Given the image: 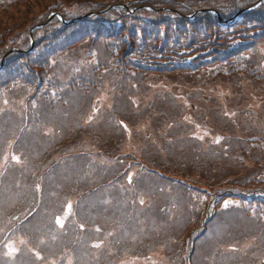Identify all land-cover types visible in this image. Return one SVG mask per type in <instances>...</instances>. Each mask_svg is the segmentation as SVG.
Masks as SVG:
<instances>
[{
	"label": "trees",
	"instance_id": "16d2710c",
	"mask_svg": "<svg viewBox=\"0 0 264 264\" xmlns=\"http://www.w3.org/2000/svg\"><path fill=\"white\" fill-rule=\"evenodd\" d=\"M18 1L0 0V9L9 6L15 8ZM128 1H131L130 6L136 8L135 12L129 13L117 8L102 11L110 4H124ZM255 2L257 0H69L68 3L48 4V8L39 14L31 8L29 9L30 5L27 4L20 17L14 19L7 15L2 18L7 20L8 24L0 26V61L2 55L11 48L26 50L29 45L30 28L45 20L53 8L58 7L65 20L88 14L81 20L70 24H65L57 17L53 18L45 26H41L35 31L36 43L32 52L14 51L8 55L5 68L0 73V93L3 92L0 95V153L1 147L11 137L15 138L18 147L23 144L29 147L35 146L36 150L31 152L28 158L31 173L36 172L35 178L43 174L44 181L45 174L46 179L50 176V185H53L57 179V169L66 158L72 160L76 157L73 155L75 150H84L88 154L87 150L92 151L90 148L97 146L98 152L92 151L89 155L95 157V162L87 161L81 165H74L79 169L80 190L89 189L90 184L95 187H104L110 184L106 186L111 190L109 192L110 205L106 210H109L110 215L115 213L113 218L115 224L114 228H111L113 232L110 235L111 240H114L112 255H106L105 252L107 263L109 262L108 258L123 253L119 242L123 235L128 238H142L145 236L146 230L150 232L161 225L165 226V233L170 232L171 227L175 224L173 221L167 220L172 208L173 197L171 196L170 203V198H165L167 204L169 203L167 211L160 212L154 205L167 191L182 190L188 197L194 192H199L197 196L202 193L210 195L207 190H211L215 185L219 187V183L229 179V176L237 179L236 175H232V173L222 178V175L230 170L238 172L243 167L249 173L245 179L236 180L238 183L228 182V184L243 188L247 182H251L249 180H256L261 171L264 172V148L255 145L263 144L261 139L264 138V127L262 132L254 133L252 131L251 126L253 125L249 123L256 121L258 113L254 110L255 105L249 103L251 98L248 97L264 94V57L259 51L261 45L259 43L261 40L264 41V1L240 15L239 21L247 18L254 21L256 25L253 31L248 30V25L238 26L236 29V26H233L230 28L231 31L227 30L228 33L223 31L220 42L215 40L219 34L218 30L222 27L218 24L216 16L209 11L215 10L222 18L229 19L239 10L253 6ZM39 6L43 7L44 5L38 4L36 7L38 10ZM191 14L192 18L189 17ZM139 18H143L145 21H139ZM187 19L188 22L185 24ZM169 20L178 23L184 31L169 28ZM80 21L83 23L81 24ZM21 22L23 23L21 24ZM123 24H125L124 28ZM161 25H164V30H161ZM137 26L141 30L137 29ZM69 27H72L71 30L66 31ZM206 28H212L211 33H204ZM234 29L239 37L229 45L227 38ZM55 30L59 31V34H54ZM242 30L244 32H241ZM131 32L136 33L134 39L131 38ZM162 32L164 33L162 34ZM126 34L131 39L132 47L129 45V40L125 41L128 39ZM196 36H200L198 40L219 44L218 48L223 51L221 54H219L220 51L212 52L214 56L211 57L216 59V57L222 56V59L217 60L221 64L217 65L216 70L213 71L214 75L208 81L213 82L218 77L219 80L226 82L224 77H230L228 78L231 83L230 98L233 97V106L236 108L234 110L237 111V116L232 120L226 115L225 107L218 102H213L215 105L204 108L208 113L206 116L208 120L212 121L216 118L226 121L222 122L224 125L221 124V133L225 128L232 130L230 136L227 135L223 138L221 135V140L216 143L208 138L198 141L190 137V128L183 121L185 107L182 100H178L171 90H164L169 84L191 83L192 86L201 85V89L194 92L197 97L206 95L204 89L207 87L204 81L191 80V82L182 83L185 79L176 78L180 74L178 71L183 72L189 69L198 71L201 67L213 64L206 62L211 61V57L201 58V65H196L198 61L193 60L191 56L184 60L182 57L175 58L178 57L177 54L173 55L174 49L184 47L183 40ZM137 46L140 50H136ZM216 48L212 47V49ZM160 49L166 53L159 52ZM199 50V54H206V50ZM40 52L43 56H40ZM156 55L159 57L165 55L166 61L162 59V64L159 67L148 64V60ZM169 55L173 56L172 59L175 58L183 62V66L180 69L175 67L173 70H169L168 63L171 60ZM23 58L26 60H22ZM223 60L225 62L222 63ZM172 64L177 65L174 61ZM84 65L87 66L86 77H83V73L75 75L74 70H78ZM103 68L112 72L106 76L105 83L102 81L105 76L97 74ZM248 68H252L254 71H250ZM245 69H248L252 74L249 73L250 76H247ZM66 70L68 77H61L60 72ZM240 70L244 73H239ZM35 73L37 76H34ZM96 75L97 78L94 81ZM10 76H13L17 81L18 78L24 81L23 87L13 89L11 94L5 92L7 88L11 89V82L13 83ZM160 83L163 86L160 90L152 88V85H155L156 88ZM67 84L73 88H81L82 92L65 89ZM89 84H91V90L90 87L87 88ZM98 86L100 87L98 91L107 90L108 93L113 91L114 94L115 90L119 88V93L124 92L121 95L122 100L114 104L111 101L108 105L101 107L95 121L89 123V132L82 131L80 133L78 131L80 129H78L73 136L68 130L55 127L54 133L48 134L47 126L42 125L38 115H42L43 112H52V116H56L61 123L67 117L65 114L69 108L63 103L61 109L56 110L55 100H59V98L71 100V96L81 100L85 96L81 101L83 107H92L91 103H93V97H96L94 95ZM153 91L156 92L153 93ZM202 91L205 93L203 96ZM135 95L138 98L137 103L130 99ZM211 97L216 101L217 98ZM201 102L206 103L207 101L198 102V107L202 110ZM241 114L246 119V125L242 120L241 123L237 122V117ZM122 121L137 127L143 123H150L154 127L153 134L159 145L152 146L154 137L144 135L143 140L139 138L142 141L143 149L138 152L136 157L138 161L131 162L130 167L136 168L137 171L132 177L131 183H129L127 175H122L120 171L123 163H118V159H112L110 154H106L109 151L102 146L100 138L95 134V129H100L103 126L117 127ZM80 125L83 126V123L81 122ZM15 127L19 128L17 133H14ZM177 127H181L179 134H183L181 135L182 139L175 144H170L168 137L175 138L177 133L174 130ZM212 128L215 129L213 126ZM61 130L62 132H60ZM211 134L215 135L216 133L212 132ZM160 136L165 143L161 141ZM119 137L124 138L123 132L119 134ZM113 143L117 144L112 152L116 157L121 153L122 143L120 140L117 142L113 140ZM190 143L193 150H190ZM171 145L174 147L173 149L170 148ZM101 158L104 159V162ZM250 158H252V163L248 165ZM226 161L229 163V168L224 170ZM243 161L245 162L243 163ZM95 166L101 171L110 169V172L104 176L96 177L98 172ZM174 171L180 173L173 177ZM51 172L54 174L51 175ZM196 173H200L201 178H195ZM87 178L95 179V181L89 182ZM81 179L83 180L81 181ZM64 182L67 186L64 192L74 189L76 181L66 182L64 180ZM259 189L264 193V178ZM31 192L33 193L28 200L26 198L17 202L15 210L2 212L8 216L10 222L19 221L25 211L26 215L30 213L28 218L32 216V211L34 212L35 209L38 211L47 209L50 214L52 213L51 202L47 204L46 198L44 202L42 200L39 202L37 194L36 197H33L37 192V189L34 191L33 186L20 187L17 200L21 194L25 196ZM2 193L3 196L7 194V192ZM212 195V202H214L218 197L217 192ZM68 197L66 195L65 199ZM263 211L260 207L257 208L255 212L259 215L257 227H254V234H251L253 237L257 236L255 251L259 252L264 249ZM228 217L230 215L223 221L227 220L226 223L231 225L233 222ZM238 218L240 221L235 219L234 225L237 230L241 228L243 234L245 227L243 224L246 221L241 215ZM158 220L162 221L161 225L157 224ZM182 222L183 218H179L176 224ZM52 228L56 233L54 239L50 240L48 236L46 241L42 240L43 243L36 244L42 253H46V256L53 254L55 249L60 246L55 240L62 241L64 245L62 249L68 247L69 244L64 237L67 232L58 228L54 220L51 222L49 230ZM243 241L248 242L245 239ZM0 245L2 246V232H0ZM89 250L95 252L91 246L74 245L72 247V251L82 257L85 263L88 261ZM221 253L225 258L231 256L230 251H221ZM2 256L3 251L0 249L1 262H3Z\"/></svg>",
	"mask_w": 264,
	"mask_h": 264
},
{
	"label": "rangeland",
	"instance_id": "374dc122",
	"mask_svg": "<svg viewBox=\"0 0 264 264\" xmlns=\"http://www.w3.org/2000/svg\"><path fill=\"white\" fill-rule=\"evenodd\" d=\"M68 1L69 0H19L17 3H16V7L15 8H13V7H11V6H9V7H7V8H5V9H0V26L2 27V26H4V25H6V24H8V21L7 20H5V19H2L3 17H7V15L8 16H11V17H13L14 19L15 18H18V17H20V14H22L24 11H25V6L27 5V4H29L30 6H29V9L31 8L34 12H38V14L39 13H41V11H43L44 9H47L48 8V6L49 5H51L52 3H63V2H65V3H68ZM38 4H40V5H44L43 7H40L39 6V10L36 8L37 7V5ZM49 4V5H48ZM59 8L58 7H55V8H53V10L54 11H57ZM144 15V14H143ZM142 15V16H143ZM22 16V15H21ZM241 17V16H240ZM240 20V19H239ZM238 20V21H239ZM139 21H145L143 18H139ZM237 21V22H238ZM188 22V19H187V21L185 22V24ZM235 23V25L234 26H236L235 27V29L238 27V26H245V25H248V30L251 32V31H253V28L255 27V23H254V21L252 20V19H250V18H247V19H244V20H242V21H239L238 23ZM23 22H21V24H22ZM167 23V22H166ZM123 26V28H124V26H125V24H123L122 25ZM141 26H143V27H146L144 24H141ZM168 26H169V28H171V29H176L177 31H184L183 30V28L178 24V23H175V22H173L172 20H169L168 21ZM210 26H212V25H210ZM71 28L72 27H69V28H67V30L66 31H70L71 30ZM96 28V27H95ZM137 29H140V27L139 26H137L136 27ZM160 28H161V30H164V25H161L160 26ZM188 28H190V26H188ZM134 30H135V28H133ZM211 29L212 28H206L205 30H204V33H211ZM230 30V27H228V28H225V29H219L218 30V33L219 34H217V37H216V42H220V39H221V35H222V33H223V31H226V33H228L227 32V30ZM235 29L232 31V32H230V36L227 38V41H228V44L229 45H231V44H233V42L237 39V37H239V35H238V33L236 32L235 33ZM141 30V29H140ZM136 31V30H135ZM231 31V30H230ZM241 32H244V30H242ZM69 33V32H68ZM140 33L142 34V32L140 31ZM164 32H162V34H163ZM13 34V33H12ZM14 34H16L15 33V31H14ZM122 35H124V33H122ZM126 36H127V38L128 39H125V41H128L129 40V45H130V47H132V45H131V39H130V37L126 34ZM131 38H133L134 39V36L136 37V33H132L131 32ZM199 37L200 36H196V37H193V38H191V39H188V38H186L185 40H183V44H184V47L183 48H177V49H174L172 52H173V55H175V54H179V56L180 57H183V59L184 60H186L187 59V57L188 56H195L196 58L195 59H197V60H200L201 58H205V57H211L212 55H213V51L215 50L216 51V53L217 52H219L221 49H218V45H216V44H214V43H211V41H209V42H205V40L203 41V40H198L199 39ZM138 39V38H137ZM242 40H244L243 38H242ZM133 44V43H132ZM234 44H236V43H234ZM259 44H261L260 46H259V51H260V53H262L263 54V57H264V41L263 40H261L260 41V43ZM194 45H198V46H194ZM194 46V47H193ZM213 46H215V47H217L216 49H212V47ZM199 49H204V50H206L205 52H206V54L204 55V54H202V53H198L200 50ZM136 50H140L139 49V47L137 46L136 47ZM199 50V51H198ZM163 52V54L164 53H166L165 51H163L162 49H160L159 50V52ZM223 51H220L219 52V54H221ZM153 54V53H152ZM185 55V56H184ZM165 56V55H164ZM164 56H161V57H159L158 55H156V56H152L153 58H151V59H149L148 60V64H151V65H153V66H155V67H159L162 63V59L163 60H165L166 61V59H165V57ZM169 56H171L170 57V59H172L173 58V56L172 55H169ZM175 57V58H180V57ZM214 56V55H213ZM222 57V56H221ZM218 58V57H216V59H214V57H211L210 58V60L211 61H206V62H211V63H213V64H211V65H208L207 67H201V69H199L198 71H193V69H189V70H187V71H178V73H180V74H178L177 75V77L176 78H180V79H185V80H183L182 81V83H185V82H191V80H197V81H204L206 84H205V86L207 87V88H205L204 90L205 91H207V89H209V92H211V93H213V94H216L215 96H217L218 97V99H216V101L212 98V97H209V99H206V95L204 96V97H198V102H200L201 100H206L207 102L206 103H200V104H202V106H203V109L204 108H207V107H210V106H212V105H215L213 102L215 101V103L216 102H218L219 104H221L222 106H223V104L224 103H228V104H230L231 106H230V109L232 110V111H234L236 114H237V111H235L234 109H236L234 106H233V97H228V93H227V91H228V87H231V83H230V79H228V78H230V77H224V80L226 81V82H224V81H222V80H219V79H217L218 77H216L215 79V81H213V82H209L208 80H210V78L214 75L213 74V71L214 70H216V68H217V65H220L221 64V62L219 63L217 60H220V59H222V58ZM174 58V59H175ZM212 59H214V60H212ZM22 60H26V58H23ZM172 60H170L169 61V63H168V66L173 62H171ZM134 62V61H133ZM202 62V61H201ZM223 62H225L224 60L222 61V63ZM135 63V62H134ZM198 64H200L201 65V63H196V65H198ZM192 65V64H191ZM162 66H164V65H162ZM250 71H254V69H252V68H248ZM248 69H245V73H246V75L247 76H250L249 75V73H251ZM239 73H241V74H243L244 73V71H242V70H240L239 71ZM252 74V73H251ZM96 78H97V75L95 76V79H94V81L96 80ZM175 78V79H176ZM102 81H104L103 83H105V80L104 79H102ZM162 83V82H161ZM190 84V85H189ZM189 84H180V86H177V87H173L172 85H168V89L167 90H171V92L174 94V96H176L177 98L180 96L183 100H186V101H182L183 102V104L184 105H186L185 106V109H187V110H189V108H190V103L192 102V104H194V102H193V100H192V96H194L195 94H189V92L190 91H199L200 89H201V85H196V86H192V84L191 83H189ZM223 84V86L224 87H226L227 88V90L226 89H224L221 85ZM95 85H97V83H95ZM153 86L154 85H152V88H153ZM160 86V85H159ZM99 86L97 87V90H95V94L98 92V90H99ZM215 90H216V92H215ZM9 94H11L12 93V91L13 90H11L10 88L8 89L7 88V90H6ZM154 92H156V91H153V93ZM3 94V92H1L0 93V95H2ZM103 94V93H102ZM101 94V95H102ZM205 93L202 91V96L204 95ZM222 95L224 96V97H222ZM260 95V94H259ZM190 96V97H189ZM253 96V95H252ZM264 94H262V95H260V96H257V97H251V96H248V97H250L251 99H250V101H249V103L250 104H254L255 106H254V110H255V112H257L258 113V115H257V119H256V121L253 123H249V124H251V125H253V126H251V128H252V131H254V133H259V132H262V130H263V127H264V114H262L263 112H264V108H263V106L262 105H264ZM98 99H100V101H98L97 103L98 104H103V102H104V100L103 99H109L108 97H106V95L105 94H103L102 95V97L101 96H98L97 97ZM231 100V101H230ZM189 105V106H188ZM204 111H205V109H204ZM241 111V110H240ZM243 114H246V113H243ZM231 115V114H230ZM228 119V118H227ZM237 119H238V121L237 122H239V123H241V120L243 121V124H245L246 125V119H245V117H243L242 116V114L241 115H239L238 117H237ZM64 120V119H63ZM220 121V120H219ZM54 122H57V120H54ZM64 123H65V126H67L70 122L68 121V120H64ZM223 125H224V123H222ZM118 127V126H117ZM117 127H106V126H103V127H101L100 129H95V134H96V136L97 137H99L100 138V143L102 144V146L103 147H107L109 144H110V142H111V137H112V135H114V133H115V130L117 129ZM127 127H129V126H126V130H127V133H128V136L130 135V132H131V130L129 129L128 130V128ZM256 127V128H255ZM255 128V129H254ZM260 129H261V131H260ZM82 131H85V132H89L88 130H86V129H81ZM81 130H78L80 133H82V131ZM180 131V128H175V130H174V132L175 133H177V132H179ZM148 132L149 133H151L152 131H150V130H148ZM231 133L232 132H222V134L221 135H224V136H227V135H231ZM73 136H75V134L74 133H71ZM131 135H132V132H131ZM181 135H183V134H178V135H176L175 136V138H171V137H168V142L170 143V144H175L176 143V141L175 140H177V141H179V140H181L182 139V137H181ZM196 135V134H195ZM71 136V135H70ZM230 138V137H229ZM229 138H227V139H229ZM160 139H161V141L162 142H164L163 140H162V137L160 136ZM215 140H218V141H220L221 140V138H217V139H215ZM261 142L263 143V144H261V145H264V138L263 139H261ZM165 143V142H164ZM127 145V144H126ZM256 145V147H258V146H260V145H257V144H255ZM152 146H155V145H153L152 144ZM114 147H117V144H115L113 147H108V150L110 151V152H113L114 150ZM171 149H173L174 147H172V145H171V147H170ZM190 150H193V146L191 145L190 146ZM189 150V151H190ZM171 152H173V151H171ZM23 155H24V153H22ZM13 155H15V154H13ZM13 155H12V157H13ZM26 156H27V154H26ZM20 158V157H19ZM73 158V157H72ZM86 159L88 160V158L86 157ZM251 160V162H252V158H250L249 159V161ZM245 161H243V163H244ZM83 163H85V159L84 158H79L78 156H76L75 158H73L72 160L71 159H69V160H66V163H62L61 164V166L57 169V177L58 178H61V180H65L66 182H68L69 180H72V181H76V182H78L79 180H80V174H79V169L78 168H76V165H74V164H77V165H81V164H83ZM200 164V163H199ZM251 163H249L248 165H250ZM95 168L97 169V172H98V174L96 175V177H99V176H104L105 174H107V173H109L110 172V169H108V170H104V171H101L100 170V168H98L97 166H95ZM243 168V167H242ZM241 168V169H242ZM239 170L238 172H235V170L234 171H229V173H230V175H231V173H232V175H236V177H237V179L235 178H231L229 181H232L233 183H238V181H236V180H242V179H245L246 177H248V175H249V173L243 168L242 170ZM55 172H56V170H55ZM179 174L180 172H178V171H174V174H173V176H177L176 174ZM233 173H235V174H233ZM52 174H54V172H51V175ZM262 174V176L261 177H264V173H261ZM195 175H197L198 177L197 178H201V174L200 173H196ZM250 177V176H249ZM255 177H258V176H255ZM69 179V180H68ZM88 179V181L89 182H94L95 181V179H92V178H87ZM83 179H81V181H82ZM249 181H251V182H247V184H245V189L243 188V187H235V186H233L232 187V189H228V190H234V191H242V193H245L246 192V190H248V189H250L251 190V192L252 191H254V190H260L259 189V186H258V184H257V182H256V180H249ZM59 183H62V182H59ZM77 184L75 183L74 184V186H76ZM10 188H12V187H10ZM99 189H101V188H99ZM99 189L98 190H96L95 192H99ZM92 193V192H91ZM225 194V193H224ZM0 195L2 196V193H0ZM49 195H54V194H49ZM99 195L100 196H104V193L103 192H99ZM261 196H263L262 194H258V195H254V198H257L256 200L257 201H263L264 200V198H260ZM62 197L64 198V196H63V194H62V196H58V197H56L55 198V201H58V199H62ZM11 198V200H14V198H15V195L13 196V197H10ZM93 201L95 202V204L97 203L98 205H102V202L101 201H99L100 200V197L98 196V197H95V194H93ZM237 199V197L236 196H230L229 198H224V205H225V201H228L230 204H237L238 203V201L236 200ZM63 201V200H62ZM256 205V204H255ZM8 206L10 207L11 206V204L10 203H8ZM257 206H261V205H257ZM104 220V223H103V226L104 227H107V226H110V225H114L115 224V220L113 219V218H110L108 221L106 220L107 218H106V216H102L101 218H98L97 219V221L99 222V224L101 223L100 221L101 220ZM14 248H16V244H11ZM159 252H160V254L158 255V257L156 258V260H155V263L156 262H160L161 260H162V258L160 257L161 255H163L162 254V250L160 251L159 250ZM133 258H131V257H129V258H125V260H123L122 262L120 261L118 264H133V263H136V260H132ZM161 263V262H160ZM139 264H151V260L150 259H148V258H146V259H143V261L142 260H139Z\"/></svg>",
	"mask_w": 264,
	"mask_h": 264
},
{
	"label": "snow or ice",
	"instance_id": "6c2138e0",
	"mask_svg": "<svg viewBox=\"0 0 264 264\" xmlns=\"http://www.w3.org/2000/svg\"><path fill=\"white\" fill-rule=\"evenodd\" d=\"M122 123V122H121ZM125 127H126V125H125ZM14 159H19L18 157H13ZM131 180H132V177H131V175H129V183H131ZM37 187H39V186H37ZM141 203H143V201H141ZM228 204H229V202L228 201H225V207H227L228 206ZM71 203H68L67 205H66V212H71ZM56 223L59 225V226H61V227H63V222H62V219L60 218V217H57L56 218ZM81 228H83V225H81ZM99 230V229H98ZM96 247H99L100 245L99 244H97V245H95ZM11 251H16V249L15 248H13ZM37 256H39V253H37Z\"/></svg>",
	"mask_w": 264,
	"mask_h": 264
},
{
	"label": "bare ground",
	"instance_id": "6f19581e",
	"mask_svg": "<svg viewBox=\"0 0 264 264\" xmlns=\"http://www.w3.org/2000/svg\"><path fill=\"white\" fill-rule=\"evenodd\" d=\"M80 23L82 24L83 22L80 21ZM128 148H129V149H137V148H138V143H136V144H134V145H130Z\"/></svg>",
	"mask_w": 264,
	"mask_h": 264
}]
</instances>
